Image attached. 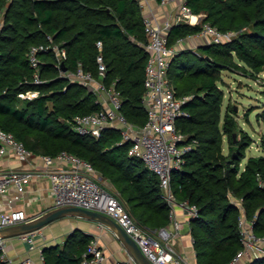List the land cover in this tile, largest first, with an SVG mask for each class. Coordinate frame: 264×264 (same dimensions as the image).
I'll list each match as a JSON object with an SVG mask.
<instances>
[{
	"label": "trees",
	"instance_id": "16d2710c",
	"mask_svg": "<svg viewBox=\"0 0 264 264\" xmlns=\"http://www.w3.org/2000/svg\"><path fill=\"white\" fill-rule=\"evenodd\" d=\"M187 3L194 13L203 14L202 20L174 23L170 44L198 33L202 22L238 32L228 41L180 48L169 68L177 95L189 96L183 103L188 115L178 119V128L187 140L195 141L182 167L173 172L172 186L177 201L198 208L190 221L197 264H227L243 247L239 201L247 217L254 219L255 231L264 235V185L259 179V175L264 179V154L248 156L254 138L240 123L234 104L223 113L222 87L226 69L243 68L255 78L264 70V0ZM0 19V127L35 154L68 151L90 161L142 226L149 230L168 226L170 204L159 177L142 158L129 153L132 142L123 139L121 129L107 126L94 135L73 128L77 114L103 108L95 90L62 74L53 49L40 52L44 81L35 82L28 57L33 44L52 42L64 48L69 71L82 67L108 88L118 89L128 120L144 125L149 51L140 0H0ZM29 89L40 92L33 98L19 95ZM257 116L264 121V110ZM92 239L76 228L62 243L44 247L46 262L82 264ZM249 264H264V257Z\"/></svg>",
	"mask_w": 264,
	"mask_h": 264
},
{
	"label": "built area",
	"instance_id": "2783aa9c",
	"mask_svg": "<svg viewBox=\"0 0 264 264\" xmlns=\"http://www.w3.org/2000/svg\"><path fill=\"white\" fill-rule=\"evenodd\" d=\"M158 2L162 5L176 3L178 10L163 19H160L152 9L143 12L145 29L148 34L146 48L149 51L144 82V102L147 106L148 118L144 125L137 126L128 120L122 110L123 99L118 89L108 88L90 71L82 67L76 71H61L71 79L91 87L98 96L103 91L108 93L109 104L98 111L77 114L74 117L73 128L81 134L100 135L107 126L119 127L123 139L132 142L129 153L142 158L148 168L159 177L163 196L170 204V224L158 230H149L142 226L127 208L120 193L107 179L103 178L100 171L90 161L71 152L62 151L55 156L38 154L43 162L41 167L0 171V228L29 219L23 208L3 209L1 201L7 200L10 204L20 199L30 179L34 176H45L50 179L55 206L76 205L108 214L137 241L154 264H190L174 242L185 227V221L177 216L176 207L180 205L185 208L189 222L198 215V208L187 201H177L172 186V174L182 167L186 154L193 148L195 141L187 140V135L177 125L180 117L188 115L183 103L189 96L177 95L175 84L169 77L172 58L183 45L186 37H181L175 44H170L169 32L174 23L178 21L185 20L191 24L201 22L203 14L194 13L187 0ZM146 3V0H140L142 8L147 5ZM201 25V30L196 34L204 37L207 43L228 41L238 33L232 29L223 31L209 22H202ZM97 45L102 47V41L99 40ZM49 49L55 50L58 57L57 65L60 68L61 63L67 58V51L52 42L33 44L28 51V57L35 68V82L44 81L40 75L39 54ZM98 60L103 73L105 64L102 54L98 55ZM39 92L38 89H29L19 95L23 98H33ZM7 152H12L21 161L28 162L36 155L13 132L0 127V155ZM259 179L264 185L261 175ZM238 204L243 247L227 264H237L243 258L252 260L264 255V235L255 231L254 219L247 217L240 201ZM39 232L40 229H37L20 234L22 240L29 244V249L37 248ZM194 240L191 234V242L194 243ZM107 258L104 246L97 237H93L84 254L82 264H107ZM39 259L41 264H50L46 262L44 248L39 249ZM32 262L31 256L16 262L8 254L6 236L0 235V264H30ZM117 264L138 263L131 257L120 259Z\"/></svg>",
	"mask_w": 264,
	"mask_h": 264
},
{
	"label": "crops",
	"instance_id": "0c3cea01",
	"mask_svg": "<svg viewBox=\"0 0 264 264\" xmlns=\"http://www.w3.org/2000/svg\"><path fill=\"white\" fill-rule=\"evenodd\" d=\"M146 2L147 5L142 8V11L145 12L152 9L160 19L173 15L177 10L176 3L162 5L157 0H146ZM190 38H192L193 41L191 48H197L199 45L207 43L204 37H200L197 34L190 35ZM98 98L101 100L103 106L109 104V96L106 91L100 92ZM225 110L226 107L224 108V112ZM226 140L227 138L225 137V141ZM226 148L228 149V147ZM259 154L264 153L250 155ZM246 162L247 158L243 161V167H245ZM42 165L43 162L38 154H36L30 162L21 161L12 152L0 155V171L41 167ZM50 187L51 182L48 177L34 176L26 184L25 190L20 199L11 202V205L7 200H2L1 206L3 209H9L12 207L23 208L28 218L35 217L40 213L55 207L54 196ZM176 211L177 216L185 221V227L182 230L181 235L174 239V242L180 253L190 264H197L196 252L193 243L191 242L190 222L188 221L187 211L180 205L176 207ZM76 228H81L100 240L108 256L107 264H117V261L120 259H128L132 257L127 247L119 239L114 230L97 221L77 215H67L40 228V232L37 235L38 246L33 250L29 249V244L22 240L20 235L6 236L8 254L12 256L16 262H20L31 256L33 262L30 264H41L39 259V249L48 245L62 243L66 236ZM262 257H264V255H262ZM249 262H251L250 259L243 258L237 264H249Z\"/></svg>",
	"mask_w": 264,
	"mask_h": 264
},
{
	"label": "rangeland",
	"instance_id": "374dc122",
	"mask_svg": "<svg viewBox=\"0 0 264 264\" xmlns=\"http://www.w3.org/2000/svg\"><path fill=\"white\" fill-rule=\"evenodd\" d=\"M192 43L190 35L186 36V40L180 48H191ZM223 78L225 80V83L222 84L225 91L223 113L228 104H234L240 123L254 138L248 149V156L264 153V121L259 120L257 116L258 112L264 110V70L255 78L250 71H245L243 68L226 69L223 71ZM226 144L227 141H225V151L227 152L228 144Z\"/></svg>",
	"mask_w": 264,
	"mask_h": 264
},
{
	"label": "water",
	"instance_id": "95a60500",
	"mask_svg": "<svg viewBox=\"0 0 264 264\" xmlns=\"http://www.w3.org/2000/svg\"><path fill=\"white\" fill-rule=\"evenodd\" d=\"M61 70H68L64 61L61 63ZM67 215H77L80 217L88 218L110 227L115 231L119 239L127 247L129 253L138 264H154L143 252L137 241L115 219L104 212L85 208L82 206L63 205L52 207L40 213L39 215L29 218L23 222L0 228V235H20L28 231L37 230Z\"/></svg>",
	"mask_w": 264,
	"mask_h": 264
}]
</instances>
